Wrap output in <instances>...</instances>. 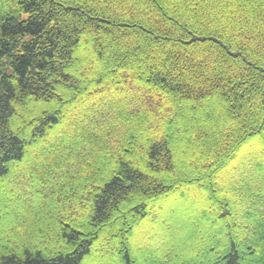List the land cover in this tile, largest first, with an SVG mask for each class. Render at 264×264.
Masks as SVG:
<instances>
[{"label": "trees", "instance_id": "1", "mask_svg": "<svg viewBox=\"0 0 264 264\" xmlns=\"http://www.w3.org/2000/svg\"><path fill=\"white\" fill-rule=\"evenodd\" d=\"M0 264H264V0H0Z\"/></svg>", "mask_w": 264, "mask_h": 264}, {"label": "rangeland", "instance_id": "2", "mask_svg": "<svg viewBox=\"0 0 264 264\" xmlns=\"http://www.w3.org/2000/svg\"><path fill=\"white\" fill-rule=\"evenodd\" d=\"M191 197H194V195L192 194ZM188 200H191L190 197L188 198ZM162 206L164 208L165 214L158 213V215L161 214V216H159L160 218H158V216L154 215L152 217V219L150 220V221H152L154 223L147 222L146 225H148V224H157V223L161 222V223H163V227L166 230H169L170 227H169L168 222L166 220H167L168 217H170V215L174 216V214H176V217H178L180 219L181 217L185 218V215H190V212L191 213L194 212V210L191 208L189 210V213L186 214V211H184V209L179 208V207L183 206V202H179L177 204H175L174 202H171V203L170 202H165L164 205H162ZM146 225H145V227L143 229H141L140 231L139 230L137 231L138 233H137V236L135 238H137V237L141 238V236H142L143 241L146 242L148 237H150L152 234L154 236L157 233V231H158L157 227L156 228L155 227H149V229H150L149 230L148 228H146L147 227ZM148 234H149V236H148ZM133 244L135 245V244H137V242L134 241L132 243V247L134 246Z\"/></svg>", "mask_w": 264, "mask_h": 264}]
</instances>
